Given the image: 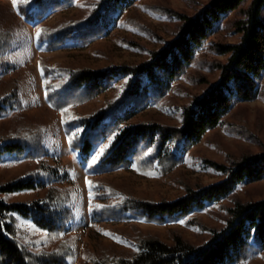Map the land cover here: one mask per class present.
<instances>
[{"label":"trees","instance_id":"1","mask_svg":"<svg viewBox=\"0 0 264 264\" xmlns=\"http://www.w3.org/2000/svg\"><path fill=\"white\" fill-rule=\"evenodd\" d=\"M75 2L24 0L19 10L33 22L68 9ZM136 2L99 0L87 19L44 28L40 40L46 41L48 48L56 49L74 37L86 46L108 34L116 26L120 13ZM236 12L241 13V18L233 26L241 34V41L217 44L212 48L215 54L228 56L227 61L203 58L199 51L204 43L224 18ZM177 16L182 21L177 35L163 49L151 52L145 62L104 69L61 68L66 79L59 88L51 90L52 86L46 84L49 101L62 113L64 129L82 163L89 162L98 146L112 141L97 163L87 166L93 173L135 164L144 172L155 170L166 175L183 162L192 147L224 122L236 103L253 101L260 96L258 80L264 73V0H211L195 16ZM12 38V34L0 26V54L11 46ZM193 64L220 70V78L184 107L180 126L161 122L132 123L151 102H164L174 83L187 76ZM120 82H124L122 92L108 99L104 107L87 116L73 117L68 106L92 101ZM21 102L18 88L11 86L0 96V114L19 107ZM228 131L253 140L245 124L231 123ZM45 139L46 131L42 126L22 123L16 133L11 132L1 140L0 157L24 154L29 158H41L47 153ZM206 165L222 173L223 181L188 188L183 197L172 202L127 196L109 185V197L122 194L123 198L106 206L100 219L132 215L152 223H166L187 218L197 210L229 199L239 185L264 180V151L247 154L230 165L211 160H206ZM56 177L57 170L43 164L31 176L0 185V264H68L66 246L33 252L16 237V216L32 220L55 239L65 232L74 214L69 207L70 192L52 185ZM46 188L48 192L44 198L31 202L9 203L3 197ZM96 215L94 212V219ZM130 241L135 245L130 256H97L83 264H238L264 251V199L249 203L236 201L228 209L225 225L212 230L210 239L201 245H194L180 236L173 244H167L143 233Z\"/></svg>","mask_w":264,"mask_h":264},{"label":"rangeland","instance_id":"2","mask_svg":"<svg viewBox=\"0 0 264 264\" xmlns=\"http://www.w3.org/2000/svg\"><path fill=\"white\" fill-rule=\"evenodd\" d=\"M22 1L15 0L14 4V0H0V26L13 36L11 46L0 54V64H5L0 67V96L14 85L22 99L19 107L0 114V142L9 133H16L20 124L35 123L46 131L47 153L38 159L24 154L1 156L0 185L31 176L43 164L47 165L57 170L52 185L70 192L69 207L74 214L65 232L56 239L32 220L16 216V237L22 245L33 252L52 251L64 245L69 251L68 264H83L103 255L130 256L135 251L130 239L140 233L158 237L167 244H173L180 236L194 245H201L210 239L212 230L225 225L228 209L236 201L249 203L264 199L262 180L239 185L229 199L197 210L187 218L161 224L132 215L100 219L106 206L123 198L122 194L109 197V185L127 196L172 202L183 197L188 188L223 181L225 176L207 166L206 160L230 165L247 154L263 152L264 73L258 80L260 96L253 101L236 103L224 122L192 147L183 162L166 175L155 170L144 172L135 164L129 168L93 173L87 166L94 154L87 164L81 162L64 129L62 113L52 106L48 98L46 84L54 90L66 79L61 68L104 69L145 62L151 52L163 49L177 35L182 26L177 14L195 16L211 0H137L131 8L120 13L116 26L108 34L86 46L72 37L56 49L48 48L46 41L36 37L37 29L42 32L44 28H55L64 22L83 21L99 0H76L72 7L33 22L21 14L19 5ZM239 18L240 12L224 18L199 54L216 62H226L228 56L217 55L212 48L217 44L241 41V34L233 26ZM219 78L220 70L193 64L188 75L174 83L164 102H151L132 123L161 122L180 126L184 107L203 95ZM123 84L112 86L92 101L68 106L73 117L87 116L104 107L108 99L122 92ZM231 123L247 125L253 140L229 132ZM104 144L98 146L94 153L99 154V147ZM47 192L48 188L25 190L3 197L9 203H24L42 199ZM94 212L97 213L96 219ZM238 264H264V251Z\"/></svg>","mask_w":264,"mask_h":264},{"label":"snow or ice","instance_id":"3","mask_svg":"<svg viewBox=\"0 0 264 264\" xmlns=\"http://www.w3.org/2000/svg\"><path fill=\"white\" fill-rule=\"evenodd\" d=\"M14 4H15V0H14ZM36 37L38 39L41 37V31L39 29H37L36 31ZM111 143L112 141L110 140L108 144H104L103 147H99V154L94 153V158L91 159V164L89 165V167L97 163L100 157L105 153L106 149L110 147Z\"/></svg>","mask_w":264,"mask_h":264}]
</instances>
